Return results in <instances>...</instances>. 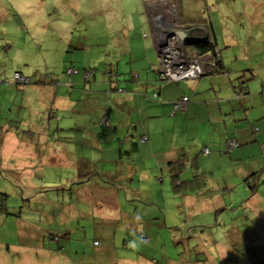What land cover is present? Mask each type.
<instances>
[{"label": "crops", "instance_id": "0c3cea01", "mask_svg": "<svg viewBox=\"0 0 264 264\" xmlns=\"http://www.w3.org/2000/svg\"><path fill=\"white\" fill-rule=\"evenodd\" d=\"M155 2L158 1L146 2L145 12L148 15V26L157 50L159 34H154L157 28L163 30L166 27L164 17L172 16L168 10L174 6L165 4L156 6ZM178 5L181 7V4ZM200 21L209 24L210 36L215 39L219 59L223 65L222 71L220 65L217 66L213 61L212 66L202 77L174 82L160 78L157 72L159 65L156 66L152 60L153 64L141 63L137 66L133 64L130 74L127 68L120 70L121 68L118 67L119 69L114 71L115 65L111 62L113 65L104 72V81H92L91 78L84 80L74 75L69 79L33 76L32 83L36 82L37 85L30 88V93L35 99L39 98V104L16 109H5V106L0 105V162L12 163L14 169H24L31 161L28 168L30 166L38 168L42 164L45 166L47 164L57 170L68 168L66 172L70 171L74 175L67 181L70 185H64L69 189L62 188V192L56 193V203H61L62 211H57L52 198L42 199L36 196L37 198H33L35 204L29 200L25 201L30 204L27 215L32 221L24 219L23 213L19 214V219L29 225L31 230L29 233L33 235L34 232V239L32 242L24 241L21 232L18 244H7L11 248L10 256L17 255L20 264H93V262L100 264L102 250L99 251L98 246L95 245L96 239L92 249L90 245L81 251L74 249L72 243H69L71 240L67 241L74 232L70 224L65 226L63 239L61 238L63 252H56L57 248H53V245L46 241L48 231L40 230L35 224L33 218L37 220L40 218L43 222L44 217L51 218L54 214L55 217L59 212L65 218L76 217L81 228L79 232H83L87 237L88 233L85 230L91 225L86 221L83 222V219L91 221L92 217L85 215L83 213L85 209L81 207L71 208L73 198H76V203L89 207L91 205L94 208L97 203L111 205L113 210L111 216H104V222L110 228L116 225L123 227L124 233H135L138 228H148L153 231L157 225L152 220H157L160 225L159 230L165 227L176 228L183 235V226L187 224L182 222V226L176 221L178 217L176 212H179L184 220L188 218L186 221L195 218L196 220L194 219L190 224L193 228L198 227V232L202 236L209 227L220 226L218 216L228 211V208L231 209V204L227 205L223 196L217 195L221 187L207 185L206 178L214 176L217 166L222 161L241 165L243 160L254 157L256 164H260L258 158L264 155V59L260 61L259 67L256 66V70L252 63L242 65V55L237 54L233 58L227 53L223 55L211 20L199 19L198 22ZM175 22H177L176 18ZM198 22L184 21L185 24ZM205 35L202 33L203 37ZM227 46L228 44L225 45ZM120 74L123 75V80ZM255 81L261 86V93L252 87ZM11 85L16 86L13 83ZM103 87L105 90H102ZM16 88L20 87L16 86ZM141 91L144 95L137 93ZM74 93L77 94V98H82L75 100ZM155 94H157L156 98ZM5 97L8 98V93ZM51 97L53 101L51 104L45 101ZM183 97L189 98L186 110L174 113V103ZM41 110L44 113H41ZM61 113L65 114L63 119L66 118L67 122L63 123ZM52 119L62 124L53 128L52 124H49V120ZM102 119L104 124H101ZM22 128L25 130L23 131ZM17 130L20 132H16ZM5 131H7L6 135L1 136V132ZM50 136L51 141L48 140ZM79 139L83 141L81 146L79 143L75 144L76 141H80ZM231 141H235L237 147L229 149ZM83 147H87V150L82 153L77 151ZM205 149L209 152L204 153ZM70 155L74 159H68ZM35 161H39L38 166L35 165ZM45 161L46 164L43 163ZM206 167L212 168L211 171L205 170ZM248 167L251 175L247 178L255 172L260 173L253 164L250 163ZM167 178L171 190L166 188ZM109 180L119 186L114 187L115 191L111 188V193L107 191L108 186H106L110 184ZM148 181L155 182L153 186H156L160 195L152 186L151 189H143V184L148 186ZM59 182H62V178ZM110 185L113 186L114 183ZM256 187L250 188L255 191ZM125 189L131 191L136 201L142 199L147 208L150 204H154V209L150 207L147 214L136 216L134 209L129 205L124 203L123 206L119 203L121 197L125 196L124 201L129 199L127 191L124 194L120 191ZM68 192L71 196L70 202L65 201ZM209 193L211 197L208 196ZM155 198L163 202L161 208L157 204V211L153 202ZM241 198L243 202L240 206L248 202L253 208V203H250L248 198L242 196ZM167 199L172 206H169ZM168 209H173L172 220L175 221L171 223L167 220ZM161 212L164 213L163 220ZM202 214L204 216L211 214L212 217H216L215 221L203 222L202 218L198 217ZM153 216L157 218L153 219ZM248 217L246 215V218ZM133 221L141 225H135ZM92 227L95 231V226ZM258 228L259 226L254 231L243 233L244 235L240 237L245 240L241 243L250 245L251 253L253 255L257 253V256L263 250L260 248V251L257 250V245L254 246L253 242L264 236V226ZM251 232H254L258 238L254 237L255 239L249 242L248 237ZM220 235L221 233H218V236ZM223 240V238L216 240L214 251L203 250L206 258L210 256L225 260L235 252L236 249L232 250L230 244H223ZM66 241L69 244L66 245ZM126 242L124 239V245ZM98 245H101V240ZM5 246L6 244H2L1 248ZM13 248L15 253L12 252ZM88 249L93 253L91 254ZM5 258L4 255L0 260L4 259L5 262ZM121 262L130 264L127 260ZM260 262L264 264V258H260Z\"/></svg>", "mask_w": 264, "mask_h": 264}, {"label": "rangeland", "instance_id": "374dc122", "mask_svg": "<svg viewBox=\"0 0 264 264\" xmlns=\"http://www.w3.org/2000/svg\"><path fill=\"white\" fill-rule=\"evenodd\" d=\"M152 1L164 0H0L1 107L5 106V109L28 108L30 105L40 103L39 98L35 99V96L30 93V88L37 85L36 82L19 86V89L11 85L15 71H19L25 77L48 76L49 79H55V77L69 79L73 75L84 78L86 73L92 72L91 80L101 82L105 78L104 72L113 65L111 62L115 65L114 71L118 67L121 68L120 70L127 68L128 74L132 72L130 69L133 64L136 66L141 63L159 65L158 53L154 47L151 29L148 26V15L145 12L146 2L152 3ZM169 1L160 2L163 5L174 6L168 10L172 16L164 15L166 27L163 29V33H166V36L167 33L177 30V28L184 29L178 22L179 19L184 21L195 20L196 22L199 19H210L216 35H218L219 46L221 47L219 49L223 55L227 53L231 58L237 54L242 55V65L252 63L254 69L257 70L256 66L264 59V0ZM178 4H181V7ZM175 18L177 22H175ZM183 20V25L193 28L195 33L201 32L200 37L202 33L208 34L210 32L209 24L205 21L185 24ZM168 38L172 39V37ZM6 41L11 44L10 49L9 46L7 48L2 46V43ZM227 44L228 46L225 47ZM73 68L78 71L77 74L67 72L68 69ZM123 78L121 75L122 80ZM255 82L252 87L261 93V86L257 81ZM86 83L89 84V82ZM255 85L256 87H254ZM6 87L9 91L6 90ZM104 88L102 90H105ZM6 93H8V98L5 97ZM137 93L144 95L143 91ZM81 98H77V94L74 93L75 100ZM7 99L9 104L6 103ZM51 99L52 97L44 100L51 104L53 102ZM41 113L44 112L41 110ZM60 115L62 119L65 117L64 113ZM67 121L66 118L63 119V123ZM49 124L56 128L62 123L52 119L49 120ZM22 130L25 129L22 128ZM16 132L20 131L17 130ZM6 133L7 131L1 132V136H5ZM48 140L51 141V136ZM79 140L75 144L79 143L81 146L83 141ZM65 142L67 145V141ZM84 150H87V147L77 151L82 153ZM68 159L74 158L70 155ZM94 159L96 160V158ZM258 159L260 160L259 165L256 164L254 157L243 160L241 165H232L228 161H222L217 166L214 176L206 178L207 185L221 187L217 195L223 196L225 203L231 204V207L229 206L231 209L228 208V211L220 213L218 216L219 222H221L220 226L209 227L208 231L203 234L204 236L198 232V227L193 228L190 224L195 218L186 221L188 218L184 220V217H180L179 212H176L178 216L176 221L182 226V222L187 224V226H183V235L176 228L165 227L159 230L160 225L157 220H152L157 225L153 231L148 228H138V230L135 228L137 230L135 233H124L123 227L116 225L110 228L104 222L106 216H111L113 211L111 205L97 203L94 208L91 205L89 207L79 202L76 203V198H73L71 208L81 207V209H85L83 212L85 215L89 218L92 217L91 221L83 219V222L86 221L91 225V227H86L88 228L85 230L88 233L87 237L83 232H79L81 228L76 217L65 218L57 212L55 217V214L51 218L44 217L43 222L40 221V218L38 220L33 219L40 230L48 231V235L50 233L55 234L53 232L56 231L63 235L65 226L71 224L70 227L74 232L71 233V237L67 241L71 240L69 243H72L74 249L80 251L88 245L92 249L94 240H101V245L97 247L99 251L102 250L100 264H123L122 260L130 261V264H194L198 258L203 259L201 264H248L247 262L262 264L260 258H264V236L253 242L254 246L257 245V250L259 248L263 250L262 252L259 250L258 256L260 258H258L257 253L253 255L249 249L250 245L242 244L241 242L245 240L240 238L244 235L243 233L254 231L258 226L259 228L264 226V155ZM38 162L35 161L36 166H38ZM43 163L46 164V161ZM250 163L260 172H255V176H257L254 182L257 186L255 191L247 185L245 180L251 175L249 173L250 167H248ZM29 164L31 165V161L28 166L25 164L24 169H14L12 163L0 162V248L2 244H18L21 232L24 241L32 242L34 239V232L33 235L29 233L31 231L29 225L19 219V214L23 213L24 219L32 221L27 215L30 204L25 202L26 200L35 204L33 198H52L57 211L63 210L61 203H56V193L57 191L62 192V188L69 189L64 185L69 186L70 183L67 181L74 175L70 171L66 172L68 168L57 170L47 164L46 166L42 164L38 168H31V166L28 168ZM114 169H116L115 165ZM207 169L211 171L212 168L206 167L205 170ZM64 172L66 173L63 174ZM60 178H62L63 183L59 182ZM191 178H193L192 175ZM168 180L167 178L168 187L166 185L165 187L170 189ZM109 182L110 184L114 183L113 186L106 185L108 186L107 191L111 193V188L114 189V187L118 188L119 186L115 184L116 182L111 180ZM148 182V186L143 184V189L148 190L153 187V190L160 195L156 186H153L155 182ZM120 191L123 194L127 191L129 199L124 201L125 196L121 197L119 203L123 206L124 203L129 205L134 209L133 212L136 216L147 214L150 207L154 209V204H150L147 208L142 199L136 201L135 197L131 195V191L127 189ZM208 196L211 197V194L209 193ZM241 196L248 198L250 203H253L254 210L248 202H244L240 206L243 202ZM70 197L68 192L65 201L70 202ZM160 200L155 198L153 201L155 202V211H157V204L160 208L163 207V202L161 203ZM167 201L169 206H172L168 199ZM6 208L10 211L8 215L4 212ZM172 211L173 209L167 211L168 223L175 221L172 220ZM246 215L249 217L246 218ZM198 217L207 223H213L216 218L212 217L211 214L208 216L202 214ZM155 218L157 217L153 216V219ZM163 219L164 213H162ZM66 221L69 222L66 223ZM138 224L135 222V225ZM92 226H95V231ZM33 230L35 231L34 228ZM218 233H221V237L218 236ZM141 234L148 240H142ZM249 235L251 237H248L249 242H251L256 235L254 232ZM221 238L224 239L223 244H230L232 250L236 249L235 252L231 253L229 258L225 260L207 256L210 259L208 260L203 252L206 250L208 252L209 250L210 252L214 251L216 240ZM248 238L246 237V239ZM124 239L127 241L125 245ZM67 241L65 242L66 245L69 244ZM52 245L53 248L59 247L58 244V246ZM88 251L90 250L88 249ZM12 252L15 253V248L12 249ZM90 252L93 253V251ZM4 255L6 262L9 261L8 264L13 261L15 264H20L17 255L11 258L7 253ZM0 264L7 263L0 260ZM93 264L95 263L93 262Z\"/></svg>", "mask_w": 264, "mask_h": 264}, {"label": "built area", "instance_id": "2783aa9c", "mask_svg": "<svg viewBox=\"0 0 264 264\" xmlns=\"http://www.w3.org/2000/svg\"><path fill=\"white\" fill-rule=\"evenodd\" d=\"M157 41V50L160 64L157 68L159 77L165 80H171L179 82L182 80H188L190 78L201 77L210 68L208 63L209 56H200L199 51L192 45H186L179 39L172 38L171 40L166 36V33H159ZM77 72L76 70H68V73ZM92 73L88 72L84 75L85 78H90ZM14 79L16 82L27 85L31 82V79L24 77L20 73H15ZM1 82V80H0ZM264 90V87H263ZM157 94H155V98ZM189 98L183 97L179 101H176L173 105L174 113L180 110H186V104ZM104 119L101 120V124H104ZM237 147L235 141L229 143V149ZM209 150L205 149L204 153H208Z\"/></svg>", "mask_w": 264, "mask_h": 264}, {"label": "trees", "instance_id": "16d2710c", "mask_svg": "<svg viewBox=\"0 0 264 264\" xmlns=\"http://www.w3.org/2000/svg\"><path fill=\"white\" fill-rule=\"evenodd\" d=\"M10 27V26H9ZM5 35H6V33H5ZM2 46H3V48H7L8 46H9V49H10V47H11V44H9L8 43V41H6V42H3L2 43ZM195 48H197L199 51H200V53H202V54H210L212 57H213V59H215V63H216V65L218 66V65H220V70L223 68V65H221V60L219 59V54H218V51H217V44H216V42H215V39L213 38L212 39V41L211 42H206V43H201V44H199V45H195ZM8 49V50H9ZM69 70V69H68ZM67 70V71H68ZM70 70H75L74 68L73 69H70ZM222 71V70H221ZM15 73H20L19 71H15L14 73H13V76H12V79H13V84L14 85H16V86H26L25 84H21V83H18V82H16V80L14 79V75H15ZM78 73V72H77ZM77 73H75V74H77ZM21 75H23L22 73H20ZM69 74H73V73H69ZM32 83V82H31ZM31 83H29V84H31ZM256 174H253L252 176H250L249 178H247L246 179V183L249 185V186H251L252 188H255L256 186L254 185V183H253V180H255V178L257 177V176H255ZM253 183V184H252ZM4 212H5V214L6 215H8L9 213H10V211H8V209L6 208L5 210H4ZM60 234V235H59ZM141 239L142 240H144V241H147L148 239H146V237H144L142 234H141ZM61 238L63 239V235L61 234V233H59V232H57V233H55V234H50V235H48L47 236V238H46V241H48V242H50L51 244H55V245H59V247H57V250H55L56 252L57 251H61V252H63V247H62V244L60 243L61 242ZM69 238V237H68ZM98 244H100V240H97L96 239V241H95V245L96 246H98ZM57 245V246H58ZM61 247V248H60ZM10 248V245H7L6 244V246L5 247H3V249L1 248L0 249V252L1 253H7L8 255H10V252H11V248ZM65 252V251H64ZM0 253V257H2V256H4V255H2ZM12 257V255L10 256V258ZM38 259H39V257H37ZM4 260V259H3ZM203 261V259H200V258H198V259H196V262L198 263V262H202ZM14 262V261H13ZM13 262H11L10 264H14ZM5 263H9V261L8 262H6V260H5Z\"/></svg>", "mask_w": 264, "mask_h": 264}, {"label": "water", "instance_id": "95a60500", "mask_svg": "<svg viewBox=\"0 0 264 264\" xmlns=\"http://www.w3.org/2000/svg\"><path fill=\"white\" fill-rule=\"evenodd\" d=\"M159 4H162V3L155 2L156 6L159 5ZM160 32H162V30H159L157 28V31H156V33L154 35H157ZM167 37H172V38H177L178 37L179 40L183 41L186 45L190 44L194 48H195V45L197 46V45H199L201 43L211 42V38H210V36H208V34H206L204 37L203 36L200 37L199 33H195L194 32V29H188L187 30V29L177 28V30H172L170 33H167Z\"/></svg>", "mask_w": 264, "mask_h": 264}, {"label": "clouds", "instance_id": "9594fccd", "mask_svg": "<svg viewBox=\"0 0 264 264\" xmlns=\"http://www.w3.org/2000/svg\"><path fill=\"white\" fill-rule=\"evenodd\" d=\"M164 1H166V0H164ZM164 1H158V2H164ZM169 2H170V1H169ZM178 22L180 23V25H182V26L184 27V29H187V30H188V29H193V28H191V27H189V26L186 27L185 25H183V24H182V19H179ZM182 29H183V28H182ZM208 36H210V32L208 33ZM210 38H211V41H212L213 38H212L211 36H210ZM196 50L199 51L198 49H196ZM199 53H200V51H199ZM207 55L209 56V58H207V59H208V63L210 64V66H212L213 61H214V63H215V59H213V57H212L210 54H206V53H205V54H202V53H200V56H207ZM208 56H207V57H208ZM67 72H68V71H67ZM77 72H78V71H77ZM77 72H76V73H77ZM73 73H75V72H73ZM91 73H92V72H91ZM24 77H25V76H24ZM27 77H28V76H27ZM27 77H26V78H27ZM28 78L31 79V82H33V81H32V78H30V77H28ZM90 78H91V77H90ZM90 78H85V79H90ZM83 79H84V78H83ZM85 79H84V80H85ZM1 82H2V80H1ZM31 82H30V83H31ZM28 84H29V83H28Z\"/></svg>", "mask_w": 264, "mask_h": 264}]
</instances>
